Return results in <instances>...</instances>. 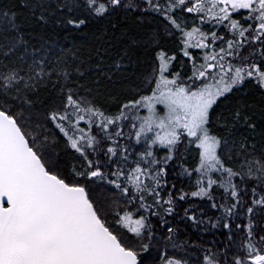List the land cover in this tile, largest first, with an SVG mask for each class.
Segmentation results:
<instances>
[{
    "label": "snow or ice",
    "instance_id": "obj_1",
    "mask_svg": "<svg viewBox=\"0 0 264 264\" xmlns=\"http://www.w3.org/2000/svg\"><path fill=\"white\" fill-rule=\"evenodd\" d=\"M130 17L155 24L151 71L115 111L82 85L92 65L80 47L25 38L33 25L86 35L106 22L114 32ZM177 168L190 190L170 182ZM257 210L264 213V0L0 6V264H264ZM242 213L247 224L237 222ZM177 217L200 232L222 229L227 243L181 239Z\"/></svg>",
    "mask_w": 264,
    "mask_h": 264
},
{
    "label": "trees",
    "instance_id": "obj_2",
    "mask_svg": "<svg viewBox=\"0 0 264 264\" xmlns=\"http://www.w3.org/2000/svg\"><path fill=\"white\" fill-rule=\"evenodd\" d=\"M12 2L13 0H0V6ZM24 16H27V12L24 13ZM154 27L155 24H150L147 20L141 22L130 17L120 29L114 32L106 22L103 24H94L87 30L86 35H70L56 28L54 25L43 29L38 25H33L32 27L25 28L24 31L33 34L25 38L32 39L34 42L39 39L40 36H43L45 40L53 42L54 45L68 48L75 44L80 47L83 58L92 65V67L86 71L85 79L81 81L82 85L91 90V95L98 104L115 111L119 106V102L122 101L133 88L141 83L144 75L151 71L152 51L151 47L148 45V40L151 36L150 29ZM105 28L108 29L106 34H104ZM102 44L107 51L101 50L100 55L103 56L101 62L102 70H97L94 64L99 57L95 55L94 50ZM163 46L170 50H175L174 46L166 40L163 41ZM124 53H127V57H125L123 61L121 70L117 71L114 66V61L118 60ZM90 54L92 55V60L88 61ZM109 76L111 78H109ZM45 95L50 97L53 101L58 102V94L55 91H49ZM256 111L257 115L255 119L259 123V109L257 108ZM257 139L259 140V136H257ZM176 172H178V168L175 170L170 169V182H175L177 189L183 188L185 191L190 190L189 185L191 182L188 178L179 176ZM241 191L243 194V189H241ZM250 196L251 193L249 192L247 195H243V199L249 201ZM197 203L200 207L205 209L208 216L215 217L218 215V212L212 209L206 201H197ZM180 215H183V213L181 212ZM176 220L179 226V235L181 239L197 240L204 244L213 241H223V243H227V239L220 234L223 231L222 229H215L204 233L194 229L190 222L187 224L181 222L179 217H177ZM252 220L257 228L264 226V213L259 210L255 211L252 214ZM237 222L247 224V215L242 213ZM237 236H239V234H237Z\"/></svg>",
    "mask_w": 264,
    "mask_h": 264
}]
</instances>
